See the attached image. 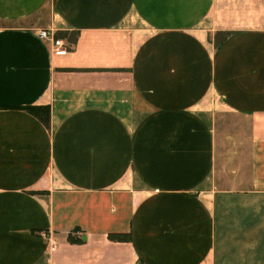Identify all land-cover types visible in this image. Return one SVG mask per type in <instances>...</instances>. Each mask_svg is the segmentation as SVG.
I'll return each instance as SVG.
<instances>
[{"label":"crops","instance_id":"0c3cea01","mask_svg":"<svg viewBox=\"0 0 264 264\" xmlns=\"http://www.w3.org/2000/svg\"><path fill=\"white\" fill-rule=\"evenodd\" d=\"M0 106V264H264V0H0Z\"/></svg>","mask_w":264,"mask_h":264},{"label":"trees","instance_id":"16d2710c","mask_svg":"<svg viewBox=\"0 0 264 264\" xmlns=\"http://www.w3.org/2000/svg\"><path fill=\"white\" fill-rule=\"evenodd\" d=\"M68 33L67 32H60L56 36H66ZM71 37H69L70 42H75L78 36V31H72L69 33ZM220 35V39L225 37L228 33L227 32H221L218 33ZM214 42L217 43V41L214 39ZM0 108H4L0 106ZM20 108H24L28 112L34 114L37 116L44 124L49 123V106H35V105H26L22 106ZM74 232H79L80 229L75 228L73 230ZM108 239L112 242H130V234L126 233H109L108 234ZM67 240L70 243H81V240L79 238L75 239L72 234H68Z\"/></svg>","mask_w":264,"mask_h":264},{"label":"built area","instance_id":"2783aa9c","mask_svg":"<svg viewBox=\"0 0 264 264\" xmlns=\"http://www.w3.org/2000/svg\"><path fill=\"white\" fill-rule=\"evenodd\" d=\"M40 38H45L50 40L52 44V50L55 53L63 54L69 49L70 43L63 41L61 38L55 37V35L48 29H41L38 32Z\"/></svg>","mask_w":264,"mask_h":264},{"label":"water","instance_id":"95a60500","mask_svg":"<svg viewBox=\"0 0 264 264\" xmlns=\"http://www.w3.org/2000/svg\"><path fill=\"white\" fill-rule=\"evenodd\" d=\"M83 240H85V237H83Z\"/></svg>","mask_w":264,"mask_h":264}]
</instances>
